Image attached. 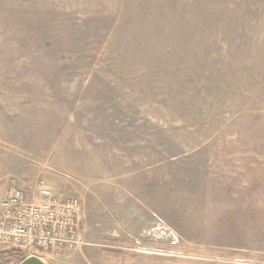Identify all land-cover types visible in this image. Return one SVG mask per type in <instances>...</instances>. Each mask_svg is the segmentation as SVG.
I'll use <instances>...</instances> for the list:
<instances>
[{
	"label": "rangeland",
	"instance_id": "rangeland-1",
	"mask_svg": "<svg viewBox=\"0 0 264 264\" xmlns=\"http://www.w3.org/2000/svg\"><path fill=\"white\" fill-rule=\"evenodd\" d=\"M39 183L47 264H264V0H0V196Z\"/></svg>",
	"mask_w": 264,
	"mask_h": 264
},
{
	"label": "built area",
	"instance_id": "built-area-1",
	"mask_svg": "<svg viewBox=\"0 0 264 264\" xmlns=\"http://www.w3.org/2000/svg\"><path fill=\"white\" fill-rule=\"evenodd\" d=\"M35 196L18 187L0 196V251L17 249L25 257L55 258L81 244V202L51 192L39 183ZM0 264H19L17 261Z\"/></svg>",
	"mask_w": 264,
	"mask_h": 264
},
{
	"label": "trees",
	"instance_id": "trees-1",
	"mask_svg": "<svg viewBox=\"0 0 264 264\" xmlns=\"http://www.w3.org/2000/svg\"><path fill=\"white\" fill-rule=\"evenodd\" d=\"M23 255L20 252L9 250V251H0V260H21Z\"/></svg>",
	"mask_w": 264,
	"mask_h": 264
},
{
	"label": "water",
	"instance_id": "water-1",
	"mask_svg": "<svg viewBox=\"0 0 264 264\" xmlns=\"http://www.w3.org/2000/svg\"><path fill=\"white\" fill-rule=\"evenodd\" d=\"M19 264H47V262L43 258L31 255L22 259Z\"/></svg>",
	"mask_w": 264,
	"mask_h": 264
},
{
	"label": "crops",
	"instance_id": "crops-1",
	"mask_svg": "<svg viewBox=\"0 0 264 264\" xmlns=\"http://www.w3.org/2000/svg\"><path fill=\"white\" fill-rule=\"evenodd\" d=\"M83 230H84V227H83Z\"/></svg>",
	"mask_w": 264,
	"mask_h": 264
}]
</instances>
